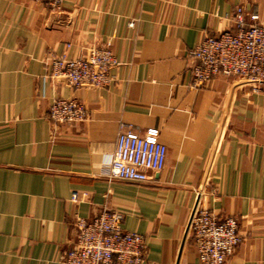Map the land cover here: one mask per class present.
Returning <instances> with one entry per match:
<instances>
[{
  "label": "crops",
  "instance_id": "obj_1",
  "mask_svg": "<svg viewBox=\"0 0 264 264\" xmlns=\"http://www.w3.org/2000/svg\"><path fill=\"white\" fill-rule=\"evenodd\" d=\"M236 7L264 21V0H64L58 11L0 0V264H60L74 217L103 207L146 237L141 264H199L189 220L200 206L238 221L224 264H264V84L220 75L190 86V48L233 28ZM104 44L116 60L106 87L46 73L49 56ZM58 97L82 101L85 119L50 121ZM150 127L162 169L108 180L118 133Z\"/></svg>",
  "mask_w": 264,
  "mask_h": 264
},
{
  "label": "built area",
  "instance_id": "obj_2",
  "mask_svg": "<svg viewBox=\"0 0 264 264\" xmlns=\"http://www.w3.org/2000/svg\"><path fill=\"white\" fill-rule=\"evenodd\" d=\"M50 11L62 8L64 0H34ZM249 15L247 23L241 7L230 17L233 28L206 35L189 50L192 88L203 87L216 76H234L254 89L264 84V21ZM116 63L107 44L90 46L82 56L69 59L64 53L46 59V73L73 89L106 87L112 79L110 68ZM47 117L52 122H81L86 117L82 101L75 97L55 98ZM166 147L158 140V129L147 128L138 134L121 130L111 159L104 168L108 180L144 181L146 171H159ZM76 199V194L71 196ZM123 213L103 207L91 220L76 216L74 237L59 255L60 264H141L146 252V237L123 229ZM199 264H224L241 241L238 221L233 216L216 218L208 208H196L189 220Z\"/></svg>",
  "mask_w": 264,
  "mask_h": 264
},
{
  "label": "rangeland",
  "instance_id": "obj_3",
  "mask_svg": "<svg viewBox=\"0 0 264 264\" xmlns=\"http://www.w3.org/2000/svg\"><path fill=\"white\" fill-rule=\"evenodd\" d=\"M59 98H62V97H59ZM48 113V112H47ZM51 121V120H50ZM53 123H55V122H53ZM55 124H58V123H55Z\"/></svg>",
  "mask_w": 264,
  "mask_h": 264
}]
</instances>
